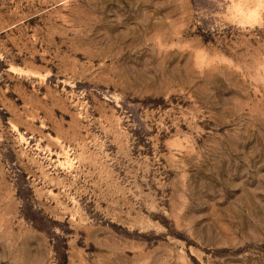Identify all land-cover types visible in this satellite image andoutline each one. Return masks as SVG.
<instances>
[{"label":"rangeland","instance_id":"374dc122","mask_svg":"<svg viewBox=\"0 0 264 264\" xmlns=\"http://www.w3.org/2000/svg\"><path fill=\"white\" fill-rule=\"evenodd\" d=\"M0 264H264V0H0Z\"/></svg>","mask_w":264,"mask_h":264}]
</instances>
